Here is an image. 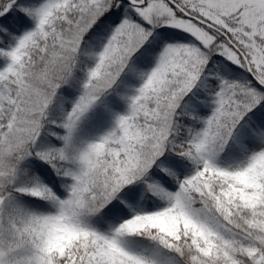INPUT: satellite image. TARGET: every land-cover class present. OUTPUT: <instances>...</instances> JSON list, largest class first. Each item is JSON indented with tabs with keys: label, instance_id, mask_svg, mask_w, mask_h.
I'll return each mask as SVG.
<instances>
[{
	"label": "snow or ice",
	"instance_id": "snow-or-ice-1",
	"mask_svg": "<svg viewBox=\"0 0 264 264\" xmlns=\"http://www.w3.org/2000/svg\"><path fill=\"white\" fill-rule=\"evenodd\" d=\"M0 264H264V0H0Z\"/></svg>",
	"mask_w": 264,
	"mask_h": 264
}]
</instances>
